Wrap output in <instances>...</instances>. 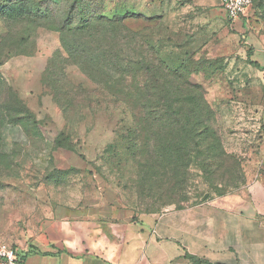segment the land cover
Here are the masks:
<instances>
[{"label": "rangeland", "instance_id": "1", "mask_svg": "<svg viewBox=\"0 0 264 264\" xmlns=\"http://www.w3.org/2000/svg\"><path fill=\"white\" fill-rule=\"evenodd\" d=\"M251 10L248 25L220 0H0V239L21 252L48 221L110 207L139 220L254 198L264 214V51L248 42L264 0ZM151 71L201 88L215 116L205 156L167 136L181 185L141 182L161 163Z\"/></svg>", "mask_w": 264, "mask_h": 264}, {"label": "crops", "instance_id": "2", "mask_svg": "<svg viewBox=\"0 0 264 264\" xmlns=\"http://www.w3.org/2000/svg\"><path fill=\"white\" fill-rule=\"evenodd\" d=\"M255 3L240 17L248 25ZM249 37L264 51V34ZM212 206L139 220L116 207L75 211L43 224L19 252L26 264H195L192 258L264 264V214H258L257 200L218 199Z\"/></svg>", "mask_w": 264, "mask_h": 264}, {"label": "trees", "instance_id": "3", "mask_svg": "<svg viewBox=\"0 0 264 264\" xmlns=\"http://www.w3.org/2000/svg\"><path fill=\"white\" fill-rule=\"evenodd\" d=\"M103 18V14H100L99 19H101V24L104 26L112 25L113 22ZM64 46L66 47L65 41ZM170 73L171 72H169L168 76L167 74L161 75L153 71L147 72V79L144 83L145 96L148 97L149 104L146 112L143 111V114L149 117L151 116L154 120V124L157 125L154 127L153 134L161 140L160 144L156 147L157 151L161 153L159 156L161 163H159V168L152 169V171H156V173L150 172L146 167L148 164H145L146 168H142L141 173L142 183H153L158 180L160 182L165 181L164 183H171L172 180V183L175 185H181L186 176V165L183 164L182 160L177 157L176 154L167 157L169 148L166 146V142L168 141H166L167 136L170 135L172 140V136L177 135L174 137V141H168L171 142V145L174 143L175 146L181 141L188 145L190 152L196 155L203 154L205 156L206 153L200 152L202 151V146L207 141H205V138H209L212 133L211 123H213L215 116L210 106L205 102L201 88L191 83H184L182 84L183 87L179 88L178 92L173 93L172 89L167 86L168 82L175 81ZM173 75L177 76L176 73ZM7 92L11 94L8 89ZM14 97L15 101L18 103V99L15 95ZM172 97L176 99L177 105L170 102ZM19 105L22 107V110H24L23 115L25 119L33 117L22 103L19 102ZM158 118H171V120H168L164 124H158ZM215 162L216 159H213L208 163L214 164ZM209 164L202 163L204 171L205 167ZM192 260L195 264H211L206 261H198L195 258H192Z\"/></svg>", "mask_w": 264, "mask_h": 264}, {"label": "built area", "instance_id": "4", "mask_svg": "<svg viewBox=\"0 0 264 264\" xmlns=\"http://www.w3.org/2000/svg\"><path fill=\"white\" fill-rule=\"evenodd\" d=\"M257 0H221L226 17L235 22ZM0 264H26L18 249L0 239Z\"/></svg>", "mask_w": 264, "mask_h": 264}]
</instances>
